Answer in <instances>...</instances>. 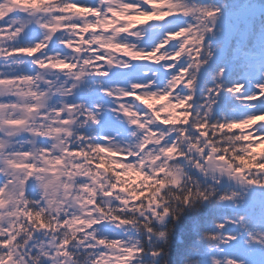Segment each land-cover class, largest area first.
Wrapping results in <instances>:
<instances>
[{
  "label": "snow or ice",
  "instance_id": "obj_1",
  "mask_svg": "<svg viewBox=\"0 0 264 264\" xmlns=\"http://www.w3.org/2000/svg\"><path fill=\"white\" fill-rule=\"evenodd\" d=\"M195 6L192 0H31L26 6L0 0V264H142V257L172 264L167 225L214 198L223 202L217 185L224 177L244 181V199L239 192L229 198L237 207H245L253 188L264 191V81L226 86L222 65L193 109L189 90L215 56L209 46L198 67L181 60L182 34L194 19L150 50L127 39L141 36L139 26L149 21L191 19ZM37 28L39 38L31 39ZM133 61L163 62L173 74L164 87L152 78L129 79L127 86L107 81L114 70L133 69ZM97 92L116 105L90 100ZM229 94L252 102L253 111L219 118ZM128 98L144 108L135 110ZM109 111L131 127L105 132ZM121 156L147 181L140 190L129 187L127 173L109 167L110 157ZM185 167L201 173L203 185ZM229 224L240 229L228 234L229 243L247 236L243 215L217 222L214 232ZM211 236L205 231L201 242ZM181 255V264H213L186 246Z\"/></svg>",
  "mask_w": 264,
  "mask_h": 264
},
{
  "label": "trees",
  "instance_id": "obj_2",
  "mask_svg": "<svg viewBox=\"0 0 264 264\" xmlns=\"http://www.w3.org/2000/svg\"><path fill=\"white\" fill-rule=\"evenodd\" d=\"M17 1L24 5H28L31 2V0ZM88 2L93 3L94 0H88ZM192 2L199 6L202 13L205 14L211 10L217 11L221 16H227L233 26L238 27L231 34L229 33L230 36L228 38L226 35H223L224 32L221 33V36L214 37L211 36L210 33L207 34V30L205 31L204 28H201L199 31V39L197 40L199 42V47L191 57L185 55L181 58L184 63L190 62L192 66L197 67L202 63L200 60L201 54H206L209 50V46H211V50L215 52V56L206 65H203L206 71L204 83L200 89L194 91V99L191 101L193 109H195L198 107L201 95L205 91L206 86L213 83L212 76L220 66H227V72L224 76L226 86L231 85L233 82H244L246 86L251 85L254 87L255 84L250 78L258 74H264V0H192ZM253 5L259 6L260 10L257 9L254 13L249 15L247 18L250 21L249 24H244L243 21L238 22L233 19L234 15L243 13L249 6ZM178 10L184 11V9ZM181 26L182 23L178 24L177 21L173 19L165 24L163 32H158L156 35H154V33L151 34L150 40L156 42L158 38L164 37L168 31L177 30ZM206 36L208 37L207 40H205ZM31 39H34L33 36ZM180 63L181 61H177V64ZM137 68L132 69L127 75H112L106 79L108 82L119 84L120 86H127L129 79L144 81L142 76L144 67L140 69ZM79 99L80 97H77V100ZM89 99H102L106 105H110L112 100L111 98L100 96L98 92L93 94ZM225 102V106L221 107L216 113L221 119H239L253 111V108L250 106L252 102H249V104L238 103L232 98L231 94L225 98ZM133 107L138 111L144 108L140 102L134 100ZM256 107L259 108L260 105H256ZM175 113L178 117L183 116L179 109H176ZM103 130L107 132V127H104ZM97 131H99V129H97ZM124 136L125 140H127L126 138L128 136ZM125 159L126 157L124 156H121L120 159L110 157L108 161L109 167L120 170L122 176H124V173H127V176L124 178L130 182L129 187L140 190L142 182L147 183V181H145L144 176L137 175V169H129L124 164ZM184 170L197 178L203 185L205 178L201 173L190 167H185ZM208 182H211L210 178H208ZM217 187L220 190V196L225 197L223 202H221L219 198H217V200L214 198L211 203L202 205L197 212L180 213V219L178 221L167 225V231L171 234L172 240V264H181V248L185 246L192 251L194 256L200 255L207 258L210 249L219 245L221 240L226 238V235L234 232L231 224L227 226L223 233L214 232L215 224L217 222H222L224 218L243 215L245 220H252L251 214L246 209L241 208V206L237 207L233 201H229V198H234L239 191L236 186L222 182L217 185ZM253 190L261 200V203L264 204V191L258 186L253 188ZM254 208L256 209L253 212L256 214L261 209H264V206L256 205ZM205 231L212 232V236L210 239L201 242V236ZM139 239L147 243L143 236L139 235ZM181 240L184 242L183 245L179 243ZM142 258L147 264H150L149 258Z\"/></svg>",
  "mask_w": 264,
  "mask_h": 264
},
{
  "label": "rangeland",
  "instance_id": "obj_3",
  "mask_svg": "<svg viewBox=\"0 0 264 264\" xmlns=\"http://www.w3.org/2000/svg\"><path fill=\"white\" fill-rule=\"evenodd\" d=\"M14 6H26L23 3H20L17 0H12ZM260 10L259 6L253 5L249 6L243 13H239V15H234L233 19L240 22L243 21L244 24H249L250 21L247 19L250 14L254 13L256 10ZM178 10V9H177ZM182 11V10H178ZM185 11V10H184ZM195 13L193 18L183 17L182 15L179 17L170 16L166 17L163 21H149L147 24L139 26L138 31L142 33L139 37H128L127 39L130 42L136 43L138 47L144 48L145 50H150L151 47L158 43L163 37L158 38L156 42L150 40V35L154 33L156 35L158 32L164 31V26L166 23L175 19L178 24L182 23V26H186L187 23H190L192 19H194L195 23L190 24L188 31L182 34V40L184 42L185 55L191 57L192 54L199 47V31L201 28L207 30V34L210 33L211 36H221L226 35L227 38L230 34L236 30L238 27L233 26L232 22L228 20L227 16H221L217 11L211 10L208 13H202L199 6L196 5L194 8L190 9ZM3 13H0L2 15ZM240 16V18H239ZM238 26V24H237ZM230 33V34H229ZM40 31L37 28L34 39L39 38ZM222 35V36H223ZM177 38V42H178ZM172 43V42H170ZM168 51H172V48H167ZM134 68L140 69L144 67V73H142L143 80L146 81L149 78L154 80V84L156 87H164L167 80L173 74V70H165L163 67V62L161 64H155L150 61H133ZM177 64V61L174 62ZM160 65V66H159ZM199 66V65H198ZM197 66V67H198ZM205 67V66H202ZM132 70V69H131ZM130 70H114L113 75L126 74L129 73ZM254 84L264 81V74H258L255 77L250 78ZM193 91H196V86ZM77 99V98H76ZM132 98L128 99V102L133 103ZM117 101L112 99L109 106L116 105ZM105 120L108 121L107 133L114 134L116 132H121L126 127H131L126 124V121L117 118V115L112 112H107ZM162 128L167 126H161ZM13 134L15 131L13 130ZM125 139V136L123 137ZM127 140L129 137L126 138ZM223 183H228L236 186L238 188V192L240 193V199L243 200V192L245 190L244 181L236 178L234 181H230L229 178L224 177L222 180ZM237 195V194H236ZM233 199V203H234ZM264 206L261 203V200L258 198L254 190L248 192L247 196V204L241 206V208L246 209L252 217V220H246L247 228L245 231L247 232L246 237H241L240 240H236L235 242L229 243L230 236L226 235V238L221 240V243L216 247L212 248L208 252V256L213 258V264H220L221 261L224 264H264V209H261L256 214H254V206ZM227 228V227H226ZM225 228V230H226ZM232 229L235 233L240 231L235 225H232ZM137 238H139V234L132 233ZM224 236V235H222ZM243 241V242H242ZM207 256V257H208ZM232 257H239V260H232ZM142 264H147L145 260L142 258Z\"/></svg>",
  "mask_w": 264,
  "mask_h": 264
},
{
  "label": "water",
  "instance_id": "obj_4",
  "mask_svg": "<svg viewBox=\"0 0 264 264\" xmlns=\"http://www.w3.org/2000/svg\"><path fill=\"white\" fill-rule=\"evenodd\" d=\"M204 74H205V70L202 68L199 70V72L197 73V81H196V87L197 89H199L204 81Z\"/></svg>",
  "mask_w": 264,
  "mask_h": 264
}]
</instances>
